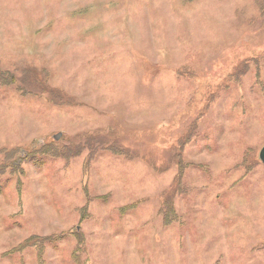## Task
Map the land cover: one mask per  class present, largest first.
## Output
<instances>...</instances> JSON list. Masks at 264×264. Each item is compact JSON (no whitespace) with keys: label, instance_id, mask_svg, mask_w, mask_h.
<instances>
[{"label":"rangeland","instance_id":"374dc122","mask_svg":"<svg viewBox=\"0 0 264 264\" xmlns=\"http://www.w3.org/2000/svg\"><path fill=\"white\" fill-rule=\"evenodd\" d=\"M263 147L264 0H0V264H264Z\"/></svg>","mask_w":264,"mask_h":264},{"label":"water","instance_id":"95a60500","mask_svg":"<svg viewBox=\"0 0 264 264\" xmlns=\"http://www.w3.org/2000/svg\"><path fill=\"white\" fill-rule=\"evenodd\" d=\"M61 137V134H58L55 136V139L58 140ZM259 158L261 160V162L264 164V147L261 149L260 153H259Z\"/></svg>","mask_w":264,"mask_h":264},{"label":"trees","instance_id":"16d2710c","mask_svg":"<svg viewBox=\"0 0 264 264\" xmlns=\"http://www.w3.org/2000/svg\"><path fill=\"white\" fill-rule=\"evenodd\" d=\"M3 78L7 80V78H5L4 76H3ZM32 160H33V159H32ZM36 161L39 162L38 160H36ZM39 163H40V162H39ZM35 164H37V163H35Z\"/></svg>","mask_w":264,"mask_h":264}]
</instances>
